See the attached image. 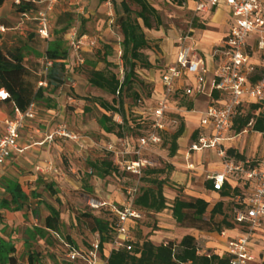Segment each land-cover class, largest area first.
I'll return each instance as SVG.
<instances>
[{
	"label": "crops",
	"instance_id": "crops-1",
	"mask_svg": "<svg viewBox=\"0 0 264 264\" xmlns=\"http://www.w3.org/2000/svg\"><path fill=\"white\" fill-rule=\"evenodd\" d=\"M21 1H33L37 2L38 6L43 4L45 0H21ZM16 0H10L4 3L0 7V27L5 29V32H0L1 35V47L5 54L8 56H19L23 58V62L26 68L40 77L38 87L46 86V72L48 69V59L46 58V50L50 42L54 41L51 34L49 39H42L35 34L36 26L32 22H26L25 24H19L20 14L15 7ZM199 21L204 22L209 18L213 23L211 28L203 29V34L192 36V43L198 51L199 59L203 64L212 68L214 64V51L219 47L225 38V36L231 30L234 21L230 10L226 7L215 9L209 14L200 15ZM197 18V19H198ZM163 25V20H161ZM141 24V22H139ZM143 25V23L141 24ZM161 25V27H162ZM88 36L86 35V38ZM180 41V40H179ZM85 46L84 51L93 52V47ZM179 45V44H178ZM176 46L173 55L169 61V64L175 61L177 52ZM151 61V59H150ZM153 64V62L151 61ZM74 57L72 53H69L68 58V70L65 76L64 85L56 90L51 89L46 93V96L50 98V105L48 107L46 103L39 102L37 109H43L47 114L39 115L35 113L34 120H28L25 123L27 126V133L23 135V130L20 138L21 152H15L7 163L0 166V213L17 208L18 204L11 203L15 198L20 201L19 211L24 212L26 218L31 222L33 217H42L43 225L36 227H44L46 218L50 215V207H54L57 210H61V204L58 203L57 197L54 193L53 196L46 195L39 198L35 194L36 190L44 192L46 186L54 183V189H57V185L60 183H72L73 181L67 177L64 173L63 158L67 157L72 165L71 171L76 174L79 168H83L90 173L91 168L89 157L105 156V150L110 144H118L119 139L123 138L117 135L116 129L114 132H107L101 125V119L104 114L108 116L112 115L107 113L96 102L100 98H84L87 94H84L82 90L86 86V91H97L99 89L91 86L88 82V78L85 77L84 87L82 86V79L75 74ZM89 70H101L102 63L97 59H84L82 66L88 65ZM140 75L146 79V83L155 81L152 77L148 78V70H142ZM159 71V78L156 81L158 86L156 90L159 92L162 89L161 76ZM160 83V85H159ZM180 86L185 85V81L179 83ZM211 86L208 84L204 93L198 95L191 100L192 110L188 111L186 106L182 109H177L173 106V109L177 110L180 117L185 124V130L183 135L178 139V148L176 154L169 156L170 142L173 134L172 132L167 138V148L164 150L165 164L170 165L173 171L169 177L167 184L162 185V189L165 197L167 198V205L171 207L173 203L184 198L179 192L173 191L174 188H182L183 195L186 198L196 197L202 198L209 202V208L205 213V217L209 219L211 217V210L216 203L223 201L224 214H217L215 221L219 222L223 219L224 215L227 216L226 211L228 205L242 204L253 193V188L245 182L239 175L229 176L225 179V182L232 188H237L239 195L233 197H222L220 191H216L213 188L212 177L224 172V165L222 158L213 150H203L199 152H192L190 150L191 143L197 136V131L201 126V121L204 118L205 112L208 108L210 101ZM104 100L108 98L104 97ZM182 101V100H181ZM15 105L13 102L0 99V131L4 128V122L7 118L12 117L15 113ZM174 111V110H173ZM264 110H255L252 113L256 115L264 116ZM11 112L13 115H11ZM116 124H122L123 119L118 114H113ZM112 119V116H110ZM65 124L75 134L79 136V144L71 140H58L54 145L49 146L43 142L42 132L51 131L58 126ZM41 125V127H39ZM45 126V128H44ZM25 128V127H24ZM23 128V129H24ZM195 134V136H194ZM169 142V143H168ZM226 151H232L229 156L236 162L247 159H256L257 165L264 167V133L255 132L250 127L242 130L240 133H236L233 129L228 135L226 141L223 143ZM168 150V151H167ZM156 154L161 153V149L158 148L155 151ZM155 154V155H156ZM238 156V157H237ZM158 162L155 161V165ZM154 165V166H155ZM189 165H193L190 169ZM151 167V168H154ZM162 161L160 167L165 168ZM210 182V187L206 186V182ZM10 184H17L21 187L25 200L22 197H16L15 193L8 190L7 186ZM44 186V187H43ZM95 196L101 200L118 203L119 205L125 204L127 197L107 194L102 189L95 190ZM86 196H92L88 193ZM86 198V197H85ZM4 201L9 202V206L2 207ZM241 207V206H240ZM240 207H236L238 210ZM144 214V224L138 225L133 229L135 242L139 241L143 243L145 240L151 241L154 245H165L169 241L180 242L186 235L195 237L198 246V254L206 255L208 253H220L223 254L226 250L227 242L230 238L236 237L239 234L237 226L234 225L233 229L227 230L222 234L217 232H202L192 228L181 227L173 218L172 210L170 208L163 212L156 213L153 211L141 210ZM97 212V211H93ZM156 215L163 217L169 215L172 219V224L160 223V229H155L152 226H148V215ZM61 214V224L58 228V233L64 240L69 239L66 237V229L70 228L74 216L72 217L71 211H63ZM4 218V225L0 227V239L12 241L11 237L12 229L7 225L12 223L6 214L2 216ZM67 217V220L65 218ZM20 222V221H18ZM36 223V221H34ZM170 222V221H169ZM233 222V221H232ZM21 227L25 225L24 221L19 223ZM167 229V230H165ZM184 232H181V230ZM29 230H33L30 227ZM182 230V231H183ZM28 230L24 231L22 236L17 237L23 240L18 243L15 242L16 255L21 251L24 254L26 245L34 243L36 239H30ZM15 237V236H14ZM15 237V238H16ZM225 239V241H224ZM18 243V244H17ZM61 243V242H60ZM260 245L264 246V223L258 228L253 241V252L255 254V248ZM63 246V245H62ZM110 248L104 249V255L108 257L113 250L111 244H108ZM220 251V252H218ZM12 253V256L15 254ZM263 253V251L261 252ZM257 257V264H264V256L260 257L259 254H255ZM25 264L29 263V256Z\"/></svg>",
	"mask_w": 264,
	"mask_h": 264
},
{
	"label": "built area",
	"instance_id": "built-area-1",
	"mask_svg": "<svg viewBox=\"0 0 264 264\" xmlns=\"http://www.w3.org/2000/svg\"><path fill=\"white\" fill-rule=\"evenodd\" d=\"M58 2L45 0L43 9L19 13V24L32 22L38 36L49 39L50 14ZM19 3L20 0H16V4ZM223 6L230 10L234 24L223 43L215 49L212 68L200 61L191 41L190 33L194 32L191 29L180 39L175 61L160 71L161 91L155 89L148 102L138 99L135 117L145 126V130L141 133L125 131L118 144L107 147L114 165L136 181L134 186L126 189L127 200L120 206L86 196L87 205L93 211L108 212L111 216L109 229L113 236L110 243L112 249L131 251L135 242L133 229L145 222L143 212L135 205L140 194L138 185L145 171L155 165L152 153L165 145L172 132L171 125L176 123L169 98L191 102L204 93L209 84V105L190 150H213L222 158L224 172L212 177L214 190L220 191L225 179L236 175L253 188L252 195L235 212L233 224L237 226L239 234L228 240L226 250L221 255L227 260L226 264H257L252 246L258 228L264 223V167L255 165L251 159L234 161L223 143L233 130L237 117L249 113L252 105H260L264 110V0H182L179 5L180 9L192 14L193 19ZM0 32H5V29L0 27ZM85 40L86 36L79 37L75 29L67 34L72 55L81 64L84 62L82 52ZM89 44L94 46L95 42ZM47 63L48 66L52 64L50 60ZM181 81H185V85L180 86ZM2 91L0 99L5 100L8 94ZM36 109L37 104L33 102L25 112L16 109L14 115L5 120L4 128L0 131V166L7 163L15 152H21L19 141L22 130L26 121L35 119ZM252 125L253 120L250 127ZM132 134L136 136L135 139ZM42 135L43 142L49 146L58 140H71L79 144L80 139L65 124L42 132ZM189 168L192 169L193 165H189ZM53 235L67 251L70 264H107L101 254L99 233L89 246L84 247L71 245L58 231Z\"/></svg>",
	"mask_w": 264,
	"mask_h": 264
},
{
	"label": "trees",
	"instance_id": "trees-1",
	"mask_svg": "<svg viewBox=\"0 0 264 264\" xmlns=\"http://www.w3.org/2000/svg\"><path fill=\"white\" fill-rule=\"evenodd\" d=\"M7 1L10 0H0V7ZM131 1L140 7L138 18L142 20L143 25H141L137 19L132 17L130 6L126 0H123L121 5L125 15L120 16L118 20L123 36L122 49L124 52V59L127 63V70L125 71L123 78L120 79L116 73L108 69L109 64L107 58L109 54L103 57L102 61L106 64L104 69L89 70L87 72L88 82L91 86L114 97L112 101L96 99V102L107 113L118 114L122 117V124H116L113 122L108 114H104L101 119V125L105 131L114 132L118 129L117 135L120 137H122L121 135L125 131L133 129L130 127L126 128L128 118L125 95L135 85L139 69L148 70L153 68L149 56L145 53V51L151 47L144 29L159 30L162 25L161 17L157 9L148 0ZM181 1L182 0H178V5H180ZM15 7L18 13L39 9L38 4L33 1L20 0L19 4L15 3ZM67 29L63 30L64 34ZM96 54L100 56L101 52L97 51ZM46 58L52 62L46 72L45 80L47 85L38 87L40 77L25 67L23 58L19 56H8L5 54L0 44V91L5 90L7 92L8 96L5 100L13 102L16 109L25 112L33 102H43L46 103L48 107H52L50 105L51 100L46 96V93L50 89L52 91L60 89L65 83L69 58V51L65 46V42L59 39L50 42L46 50ZM187 102L188 104L186 105V108L190 111L193 109L192 103L189 101ZM261 109L263 108L260 105H252L249 113L237 117L233 127L236 133H240L242 130L250 127L252 120L253 125L250 128L255 132L264 133V116L252 113L255 110ZM179 119L180 126L175 134H173L170 142L169 156L171 157L176 154L178 148L177 141L183 135L185 130L183 119L181 117H179ZM132 123H136V127L141 126L142 129L145 128V126L138 121L137 117H135ZM229 153L233 154L231 150L228 151V154ZM103 164L107 166V174L110 173L108 171L111 168H114V163L112 161L104 162ZM172 171L173 168L170 165H167L162 169L148 168L145 171L144 175H146V177L143 181L158 186L159 188H142V192H140L135 201V205L139 209L160 213L170 208L172 210V218L181 227L192 228L202 232H217L222 234L223 232L234 228L232 220L226 215H224L221 221H215V216L217 214H224L223 201L215 204L211 210V217L209 219L205 217V213L210 204L202 198H182L169 207L167 205V198L160 187L168 183ZM155 175L165 176L163 178H152V176ZM209 183V181L206 182L208 188L210 187ZM7 188L10 192L15 193L16 197H22L23 200L26 199L19 185L10 184ZM220 194L222 197H235L239 195V191L237 188H232L224 181ZM11 203L18 204L16 210L20 209L19 205L21 204L19 200L14 198ZM9 204V202L4 201L2 207H7ZM240 206H242V204H240ZM50 212V215L45 220L44 227H35L33 230H28L27 233L30 239L40 237L44 240L48 239V235L50 234L53 239L58 241L53 235V232L58 231L61 224V214L59 210L52 206L50 207ZM105 214L106 217L102 218L92 213H82L78 214V218L83 219L100 234V250L102 257L107 260V264H226L227 262L225 257L220 253H210L209 256L198 254L197 241L195 237L191 235L184 236L178 243L169 241L167 244L160 246L154 245L149 240H145L143 243L137 241L134 242L131 251L126 249H113L110 252V255L106 257L104 255V249L107 244L112 242L113 236L109 229L111 216L108 212H105ZM71 245L73 244L71 243ZM12 253H15V246L12 244V241L0 239V264H13ZM36 261H38L37 257L35 258L33 255L29 256L30 264H35Z\"/></svg>",
	"mask_w": 264,
	"mask_h": 264
},
{
	"label": "rangeland",
	"instance_id": "rangeland-1",
	"mask_svg": "<svg viewBox=\"0 0 264 264\" xmlns=\"http://www.w3.org/2000/svg\"><path fill=\"white\" fill-rule=\"evenodd\" d=\"M123 0H59L58 4L55 6L54 11L50 14L51 21V37L56 40H63L65 42V46L68 49L69 53H72L69 42L67 41V34L75 29L79 37L88 36L85 43L87 46L89 41H94V49L93 52L83 51L82 56L84 59H97L102 63V68L106 67V64L102 61L103 57L108 55L107 62L109 64L108 69L112 72L116 73L120 79L123 78L125 71L127 70L126 62L124 59V52L122 49V41L123 36L119 27V17L125 15L124 10L122 8ZM128 5L132 10V17L137 19L142 24V20L138 18V12L140 11V7L133 3L131 0H126ZM158 11L161 20H163L162 27L159 30H148L144 29L147 39L150 43V49H147L145 53L149 56V59L153 62V68L148 69L149 75H146L148 78L152 77L155 81L146 83V79L140 75L142 69H139L138 77L136 78L135 85L131 90H129L125 95V103L127 108V118L128 124L126 128H133L130 132L141 133L145 130L142 127H136V123H132L135 119V112L137 111V102L138 99L142 98L144 101L148 102V100L155 94V89L158 86L156 81L159 78V71L169 65V61L176 46L179 44V40L185 37L190 30H194L191 32V36H195L198 34H203V29L211 28V24L213 21L209 18L204 22L199 21V18L193 19V15L190 13H186L182 9H180L178 5V0H148ZM45 4L39 5L40 9H43ZM68 28V29H67ZM67 29L66 33H63V30ZM35 34H37L35 29ZM38 36V34H37ZM97 51H100V56L96 54ZM75 74L79 78L82 79V86L85 84V77H87V72L89 71L88 65L82 66L81 63H78L76 59H74V65L72 64ZM85 76V77H84ZM160 85V83H159ZM84 94V98H100L104 99V97L108 98L109 101L113 100V96L102 91H86V86L82 90ZM160 92V91H159ZM170 103L175 106L177 109H182L185 107L188 102L185 100H177L176 98H169ZM39 104V102H36ZM172 117L176 120V123L171 125L173 132H175L180 126V115L177 113V110L173 109ZM37 114L44 115L47 112L43 109H36ZM112 114V113H111ZM11 115L13 113L11 112ZM112 116V121L114 120V115ZM29 122L23 129V135L27 133V129ZM41 127V125L39 126ZM42 128V127H41ZM45 128V126H44ZM56 128V127H55ZM43 129V128H42ZM118 132V130H116ZM124 137V133L121 135ZM136 136L132 134V138L135 139ZM169 137V136H168ZM169 143V142H168ZM168 144L163 145L160 154L152 153L153 159L158 162L154 168L160 169V162L162 161L163 166L165 164L164 150L167 148ZM168 151V150H167ZM156 154V155H155ZM105 156L99 157H89L91 168L88 171H85L83 168H79L76 174H73L71 171L72 165L69 162L67 157L63 158V167L64 173L67 177H69L73 182L72 183H60L57 185V189H54V183L47 186L44 192H40L39 190L35 191V194L39 196V198L49 195L53 196L54 193L57 197L58 203L61 204V210L63 211H71L72 217L74 216V220L72 221L70 228L66 229V237L75 247H84L89 246L94 239L97 238V231H95L87 222L83 219L78 218V214L82 213H92L96 216H100L102 218L106 217L105 212H93V210L87 205L86 195L88 193L92 194V197L96 199L98 197L95 196L96 189H102L103 192L113 195L116 198L118 196L126 197V189L135 185V180L128 176L124 171L119 169L114 165V168H111L106 173L107 166H105L104 162L112 161V154L108 150H105ZM257 165L256 159H252ZM113 162V161H112ZM165 175L160 176H152V178H163ZM143 176L138 187L140 188V192H142V188L153 187L155 189L159 188L158 186L152 185L150 183L144 182ZM44 187V186H43ZM51 188V189H48ZM173 191L179 192L182 197L186 198L183 195L182 188H172ZM117 206H120L118 203H113ZM240 205H236L231 203L227 207L226 214L230 220H234L236 207ZM3 214L11 220L12 223L7 225L10 229H12L11 237L14 240L12 244L15 246L16 243H20L24 238L18 239L17 237L22 236L23 232L29 230L30 227L35 228L37 224L41 226L44 224L42 221V217H33V220L28 223V219L24 212L11 209L5 211L4 213H0V227L3 226L4 218ZM154 215H148V226H152L155 229H160V223H168L172 224V219L169 218V215H165L160 217L153 213ZM67 220V217L65 218ZM18 221H24L25 225L21 227ZM36 221V223L34 222ZM170 221V222H169ZM167 230V229H165ZM183 230V229H182ZM181 232H184V230ZM16 238H15V237ZM225 241V239H224ZM17 243V244H18ZM106 248H110L108 244ZM17 251V249L15 248ZM15 251V252H16ZM24 254L21 251L16 255H13L12 260L13 264H25L27 260V256L33 255L35 258H38L35 264H70L67 260V253L62 244L49 234L48 239L37 238L34 243H30L26 245L24 250ZM263 251V253H261ZM220 252V251H218ZM255 254H259L261 258L264 256V246L260 245L255 248ZM105 260V258L103 257Z\"/></svg>",
	"mask_w": 264,
	"mask_h": 264
},
{
	"label": "bare ground",
	"instance_id": "bare-ground-1",
	"mask_svg": "<svg viewBox=\"0 0 264 264\" xmlns=\"http://www.w3.org/2000/svg\"><path fill=\"white\" fill-rule=\"evenodd\" d=\"M2 95H3V96L5 95L4 91H2Z\"/></svg>",
	"mask_w": 264,
	"mask_h": 264
}]
</instances>
